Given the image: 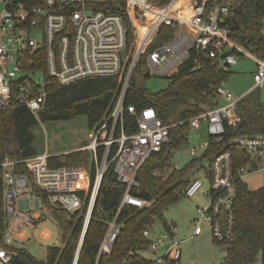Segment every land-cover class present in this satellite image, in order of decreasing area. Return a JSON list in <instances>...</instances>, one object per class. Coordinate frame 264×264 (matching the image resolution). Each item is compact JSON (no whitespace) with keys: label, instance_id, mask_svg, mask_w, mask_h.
<instances>
[{"label":"built area","instance_id":"1","mask_svg":"<svg viewBox=\"0 0 264 264\" xmlns=\"http://www.w3.org/2000/svg\"><path fill=\"white\" fill-rule=\"evenodd\" d=\"M0 2L5 3L0 13V115L11 109L15 101L27 104L36 117L46 107L52 79L44 78L41 82L37 77L41 71L26 68L27 54L34 64L35 54L46 53L45 73L63 86L84 78L109 76L119 77L121 84L116 105L95 126L92 143L84 147L93 156L94 181L92 170L86 167H51L52 156L47 152L27 158L8 157L1 163L8 225L0 244V264H13L14 243L25 238L28 226L44 218L47 204L76 213L88 197L87 223L101 184L111 169L125 189L99 249L100 254L110 253L121 230L116 221L121 210L130 205L142 209L153 204L152 199L139 195L144 187L138 178L141 168L153 154L162 152L172 138V128L184 122L167 123L151 106L140 112L133 105L126 107L131 80L139 68L147 75L175 74L193 49L224 69L235 64L246 47L238 45L232 36V0H125L124 13L134 33L131 46L125 16L113 11L115 4H108V0H38L35 5L27 0ZM163 28H169L173 36L150 50ZM9 29L19 35L5 36ZM258 64L253 77L255 87L262 88L264 58L258 59ZM216 94L224 103L189 120L192 130L207 124L210 139L200 145L205 150L226 139L227 126L237 127L242 121L237 112L242 97L223 85L217 87ZM127 113L136 124L130 132L125 126ZM235 147H240L245 155L239 164H235ZM187 151L196 156L198 150ZM211 161L212 188L207 192L210 202L199 208L201 219L194 235L203 232V219L210 224L216 240L228 246L236 238L237 182L248 174L264 172V133L231 138ZM19 166L26 172L19 171ZM154 174L163 176L165 170ZM202 186L201 178H194L185 195L194 197ZM80 191L86 192L85 198ZM143 236L149 239L148 248L158 255L153 264H181V244L171 238L169 231L158 240L150 239L149 229L144 230ZM169 240L173 243L167 246Z\"/></svg>","mask_w":264,"mask_h":264},{"label":"trees","instance_id":"2","mask_svg":"<svg viewBox=\"0 0 264 264\" xmlns=\"http://www.w3.org/2000/svg\"><path fill=\"white\" fill-rule=\"evenodd\" d=\"M30 4H39L38 0H27ZM108 4H115L112 10L125 16L128 26V43H133L130 19L124 13L125 0H108ZM118 4V5H117ZM240 13L232 12L239 22L238 31H232L233 38L238 44L245 46L259 58H264V0H240ZM230 22V24H231ZM150 50L173 36L169 28H163ZM26 68L44 71L45 79H52L46 99V107L40 113L41 120L70 119L76 115H85L88 126L93 128L103 121L117 103L120 81L117 76L90 77L75 81L70 85H60L55 78L46 74V53L43 51L34 55L36 63H30V55H26ZM228 69H224L204 53L193 49L190 57L180 64L176 74L170 77V85L151 92L144 84V74L137 69L131 80V86L125 98V106L133 105L137 111L145 107H153L159 117L167 123L184 121L172 128L171 140L162 148V152L153 154L141 168L138 178L142 186L153 193V204L147 208H137L133 205L125 206L116 221L121 225L118 239L110 253L100 254L99 249L103 237L107 233L120 201L125 186L118 181L114 170L106 174L96 199V206L90 218L88 229L81 245V237L86 225L88 211V197L86 192L80 191L85 198V206L76 213L60 209L47 204L60 223L63 246H49L46 260L34 257L26 249L15 248L16 254L13 264H152L141 251L148 247L149 239L143 236L144 230L151 225L156 217H162L163 210L185 195L189 183L194 179L189 175L196 170L199 159H194L180 169H174L167 177L156 176L154 172L168 169L173 164L174 150L181 144L188 142L189 120L196 114L214 106L217 87L223 85L228 76ZM13 107L0 115V244H3V233L7 228V214L4 207V184L1 163L8 157L27 158L37 154L35 147L34 127L40 124L38 117L27 104L15 101ZM207 107V109L205 108ZM237 112L242 117L237 127L227 126L226 139L220 144H211L206 149L204 157L212 159L220 149L225 148L231 138L237 135L264 133V100L259 92H249L242 97ZM127 132L135 130V118L126 114ZM235 164L244 159V152L240 147L234 148ZM51 167L82 166L92 170V181L95 179V165L92 153L88 150H77L49 159ZM18 170L26 172L23 166ZM236 197L237 229L235 240L228 245L230 254L229 264H251L262 255L264 264V187L252 190L242 180L238 182ZM168 231L172 234L171 229ZM78 255V256H77Z\"/></svg>","mask_w":264,"mask_h":264},{"label":"rangeland","instance_id":"3","mask_svg":"<svg viewBox=\"0 0 264 264\" xmlns=\"http://www.w3.org/2000/svg\"><path fill=\"white\" fill-rule=\"evenodd\" d=\"M240 0H232L233 7L239 4ZM5 9V3L0 2V13ZM19 35L11 29L6 31L7 37ZM257 64L246 54L238 55L237 62L228 67V76L223 81V86L233 92L236 96H245L249 92H259L261 99L264 100V86L255 87L253 71ZM151 69V68H150ZM174 75V74H172ZM37 77L44 82V71L38 72ZM170 75L151 74L143 78L144 84L151 92L157 93L170 85ZM246 92V93H245ZM224 103V101H221ZM213 107V105H212ZM212 107H208L211 109ZM207 109V107L205 106ZM40 124L33 129L35 133V146L38 152L47 151L52 154H60L65 151L74 150L81 146L84 141L91 142L90 129L88 128V119L85 115H76L70 119L41 120ZM188 142L183 143L174 153L173 164L165 169L164 177H167L174 169H180L194 159H199L200 163L196 170L190 173V178L200 177L203 186L194 197L183 195L179 200L170 204L162 212V217H156L154 222L147 227L151 240H158L168 231H172V239L181 244V264H229L228 257L230 254L227 245L216 240L211 232L210 224L202 219L203 232L194 235L196 223L201 219L199 208L209 204L207 192L212 188L211 184V158L204 157L205 149L200 145L207 143L210 134L207 131V124L204 122L199 129L189 132ZM196 148V156L191 155L187 150ZM242 181L252 190H258L264 187V172H257L244 176ZM85 206V205H84ZM44 218L36 228L29 230L26 241L14 243L15 247L26 249L39 260H46L47 249L49 246H63L62 230L58 219L50 208L43 210ZM86 220V218H85ZM45 230H50L52 236H44ZM173 243L168 241V245ZM167 247L163 249L165 252ZM141 254L152 262L158 255L149 248L141 251ZM262 261V255L256 261L258 264Z\"/></svg>","mask_w":264,"mask_h":264},{"label":"crops","instance_id":"4","mask_svg":"<svg viewBox=\"0 0 264 264\" xmlns=\"http://www.w3.org/2000/svg\"><path fill=\"white\" fill-rule=\"evenodd\" d=\"M264 30V29H263ZM238 45H240V44H238ZM240 46H242V45H240ZM244 54H246V55H248L254 62H255V64H257V67H256V69L253 71V76H254V73L257 71V69H258V59H260L259 58V56L257 55V54H255L254 52H251V50H249L248 48H246V52H244ZM244 54H241V55H244ZM180 68V67H179ZM176 74V73H175ZM170 76H172V75H170ZM246 93V92H245ZM240 97H243V96H240ZM216 101H217V103L215 104V105H217V104H220L221 103V101H223V100H221V99H219V98H217L216 97ZM96 126V125H95ZM95 126L93 127V128H90L89 126H88V128L90 129V136H91V142L89 143V141H84L83 143H82V145L81 146H78L76 149H74V150H69V151H65V152H63V153H60V154H64V153H68V152H75V151H77V150H84V147H87V146H89L91 143H92V141H93V138H94V136H93V133H94V128H95ZM35 144V143H34ZM36 147V146H35ZM37 149V148H36ZM43 152H47V151H43ZM42 152V153H43ZM90 152V151H89ZM42 153H40V152H38V150H37V154H42ZM49 155H51V156H58V155H60V154H52V153H49V152H47ZM41 220H43V218L42 219H39V220H36V222H35V224H33V225H30V226H28V228L26 229V236H25V238L23 239V240H19V241H16V243H22L23 241H26V239H27V237H28V234H29V230L31 229V228H36L39 224H40V222H41ZM44 236L45 237H47V238H49L50 236H52V232L50 231V230H45V232H44ZM14 247H15V245H14ZM15 248H17V247H15ZM146 249H148V247L146 248ZM145 249V250H146ZM47 255V254H46ZM152 264H153V262H152Z\"/></svg>","mask_w":264,"mask_h":264},{"label":"water","instance_id":"5","mask_svg":"<svg viewBox=\"0 0 264 264\" xmlns=\"http://www.w3.org/2000/svg\"><path fill=\"white\" fill-rule=\"evenodd\" d=\"M241 9H242V5H241V4H237V5L234 6V8H233V12H234V13H240V12H241ZM239 27H240V26H239V22H238V20L234 18V22H233V25L231 26V30L238 31ZM139 195L142 196V197H144L145 199L147 198V199H149V200H151V199L153 198V193H152V191H151L150 189H148L147 187H143V188L139 191ZM87 221H88V222H87L86 225H85L84 232H83V235H82V237H81L82 240H81V245H80V247H81L82 244H83V241H84L83 238H84V235H85V233H86V231H87V229H88V226H89V223H90V219H88ZM77 256H78V255H77ZM78 259H79V256L77 257V260H76L75 264H77Z\"/></svg>","mask_w":264,"mask_h":264},{"label":"bare ground","instance_id":"6","mask_svg":"<svg viewBox=\"0 0 264 264\" xmlns=\"http://www.w3.org/2000/svg\"><path fill=\"white\" fill-rule=\"evenodd\" d=\"M182 1H184V0H182Z\"/></svg>","mask_w":264,"mask_h":264}]
</instances>
